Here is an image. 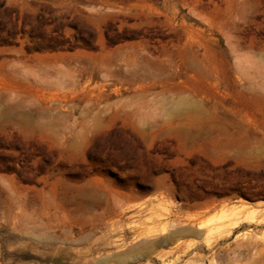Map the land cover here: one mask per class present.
<instances>
[{"label":"rangeland","instance_id":"rangeland-1","mask_svg":"<svg viewBox=\"0 0 264 264\" xmlns=\"http://www.w3.org/2000/svg\"><path fill=\"white\" fill-rule=\"evenodd\" d=\"M0 264H264V0H0Z\"/></svg>","mask_w":264,"mask_h":264},{"label":"bare ground","instance_id":"bare-ground-1","mask_svg":"<svg viewBox=\"0 0 264 264\" xmlns=\"http://www.w3.org/2000/svg\"><path fill=\"white\" fill-rule=\"evenodd\" d=\"M166 229H167V228H166ZM159 230H161V229L159 228ZM198 230H199V229H198ZM160 232H165V231H164V229H162ZM150 233H151V232H150ZM159 234H160V233H159ZM163 234H164V233H163ZM172 236H174V235L172 234ZM144 237H145V236H144ZM144 237H143V238H144ZM147 237H148V236H147ZM151 237H152V235H151ZM166 242H167V240H166ZM164 243H165V242H164ZM146 246H147V245H146Z\"/></svg>","mask_w":264,"mask_h":264},{"label":"trees","instance_id":"trees-1","mask_svg":"<svg viewBox=\"0 0 264 264\" xmlns=\"http://www.w3.org/2000/svg\"><path fill=\"white\" fill-rule=\"evenodd\" d=\"M51 49L55 50L57 47H50Z\"/></svg>","mask_w":264,"mask_h":264}]
</instances>
